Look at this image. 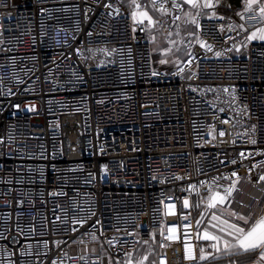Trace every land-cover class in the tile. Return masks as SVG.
<instances>
[{
  "label": "built area",
  "instance_id": "1",
  "mask_svg": "<svg viewBox=\"0 0 264 264\" xmlns=\"http://www.w3.org/2000/svg\"><path fill=\"white\" fill-rule=\"evenodd\" d=\"M154 2L136 0L168 42L193 29L167 70L132 0H0V264H120L155 235L156 264H198L209 189L264 209L258 6L197 28L182 0Z\"/></svg>",
  "mask_w": 264,
  "mask_h": 264
},
{
  "label": "snow or ice",
  "instance_id": "2",
  "mask_svg": "<svg viewBox=\"0 0 264 264\" xmlns=\"http://www.w3.org/2000/svg\"><path fill=\"white\" fill-rule=\"evenodd\" d=\"M136 11L133 12V20L137 23L144 24L147 21V26H154L155 21L149 15L148 11L141 8V5L136 3V0H132ZM182 3L190 5L192 8L202 10L204 8H214L215 4L212 0H182ZM175 8H179L180 3H174ZM258 6L259 14L261 19H264V3H260V0H245V9L244 11L252 12L254 7ZM153 7H155V2L153 0ZM160 11L164 14H168L166 9L161 7ZM241 18H244V13H239ZM212 16H215V13H212ZM176 20H179L180 17L176 16ZM191 23L194 24L197 28L200 27L198 23V13L196 16H193L191 19ZM241 29H244V25H239ZM246 30V29H245ZM247 39L249 41L252 40H261L264 41V28L258 29V31L252 32ZM202 47H206L207 51H212L210 45H206L201 42ZM178 50V49H177ZM239 51V48L236 49ZM167 53H165L166 55ZM221 52H216L217 56L222 55ZM161 63H166V60H161ZM191 63V61H189ZM183 71V69H180ZM227 122V121H225ZM223 135L224 133H220ZM253 143L255 141H252ZM241 155H244L241 153ZM233 176L237 174L232 173ZM239 178L237 177V180ZM260 181H264V175L259 177ZM195 185L191 186V188L195 189ZM235 190V183L228 187H224L221 192L218 189L211 188L208 190V194L206 197H202V200L205 204V211L210 213V227L215 229V231H209L207 228L203 231L201 235H199L198 239H203L206 241H211L212 243L209 245L211 249L214 251L208 254H205L203 248H201L200 260H214L219 259L220 254L222 253L225 256L230 255H239L241 253H250L257 252L259 254V260L257 264H260L261 261H264V216L259 217L252 223L249 227L241 226L238 223L230 222L231 218H235L237 221H242L244 225L249 224L250 217H245L243 215H239L235 212H227L224 208V205L228 202L229 198L232 195V192ZM197 207H200V202H197ZM174 207V206H170ZM183 207H189V201L185 199L183 201ZM215 209L216 211H211ZM227 217V218H225ZM205 217L202 216L201 219ZM177 231V226H171L169 228V234L165 236L167 240H174L177 237L173 235ZM163 234V233H162ZM187 238V233L185 234ZM186 252L188 253V259H195L196 257L192 254V250L189 245H185ZM147 257L141 258L137 261V264H144V261Z\"/></svg>",
  "mask_w": 264,
  "mask_h": 264
},
{
  "label": "rangeland",
  "instance_id": "3",
  "mask_svg": "<svg viewBox=\"0 0 264 264\" xmlns=\"http://www.w3.org/2000/svg\"><path fill=\"white\" fill-rule=\"evenodd\" d=\"M148 13H150V11H148ZM191 28L192 25H188L183 29L182 33L175 35L174 40H172V42H168L166 38L163 36V34H161L158 31L156 27V22L154 26L148 27L150 37L153 42V51L155 54L156 65L158 66V68H160L161 70H167L173 67L174 65L178 64V62L184 58L185 53L183 51H180L176 46L174 48H171V46L175 44L178 45L181 42L182 35L191 32ZM165 53L167 54L165 55ZM161 60H166L167 62L161 63L160 62ZM29 109L33 110L34 108L30 107ZM203 216L205 218L199 221V228L201 231L206 226L205 220L207 221L209 220L210 214L209 212L205 211L203 213ZM158 245H159L158 236L155 235L151 241L140 243L137 249L120 264H137V261H139L141 258L145 256L147 257V259L144 261V264H156ZM82 250L94 252L97 250V248L92 245V246L84 247Z\"/></svg>",
  "mask_w": 264,
  "mask_h": 264
},
{
  "label": "crops",
  "instance_id": "4",
  "mask_svg": "<svg viewBox=\"0 0 264 264\" xmlns=\"http://www.w3.org/2000/svg\"><path fill=\"white\" fill-rule=\"evenodd\" d=\"M212 2L215 4L214 8H204L202 10L192 8L190 5L185 4L186 14L190 18V21L192 17L195 16L197 13H202L207 18H217V17H221L227 14H234V13L239 14L241 12L243 13L246 12L244 11L245 0H212ZM260 3H261V0H260ZM256 7H254V9ZM213 12L215 13V16H212ZM261 28H264V25ZM258 41H261V40H258ZM211 211H216V210L213 209ZM204 212H205V204H204L203 210L201 211L202 214L200 213L197 217L198 221L201 220V217L203 216ZM227 212H232V211H227ZM243 216L248 217L247 215H243ZM261 216H264V209H262L259 214H256L253 217L250 216L248 225H244L242 221H237L235 220V218H231L230 222L238 223L241 226H244L247 228L252 223H254L256 219H258ZM205 225L206 226L202 229L201 234L206 228L209 231H215V229L210 227V216H209L208 221L205 220ZM201 242H202V245H203L202 248L204 249L205 254H208L214 251L213 249L209 247V245L212 243L211 241H206V240L201 239ZM258 260H259V254L257 252L241 253L239 255L234 254L230 256H225L221 253L219 259H214V260L205 259V260L200 261L198 264H257ZM260 264H264V261H261Z\"/></svg>",
  "mask_w": 264,
  "mask_h": 264
},
{
  "label": "trees",
  "instance_id": "5",
  "mask_svg": "<svg viewBox=\"0 0 264 264\" xmlns=\"http://www.w3.org/2000/svg\"><path fill=\"white\" fill-rule=\"evenodd\" d=\"M150 13L149 15L153 18V20L157 19L158 18V15L153 11V10H149ZM156 17V18H155ZM145 23H147V21H145ZM193 31V29L191 28V32ZM199 235H201V230L199 228Z\"/></svg>",
  "mask_w": 264,
  "mask_h": 264
}]
</instances>
